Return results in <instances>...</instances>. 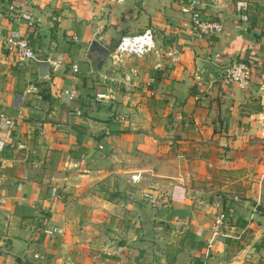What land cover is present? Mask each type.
I'll return each instance as SVG.
<instances>
[{
    "label": "crops",
    "instance_id": "obj_1",
    "mask_svg": "<svg viewBox=\"0 0 264 264\" xmlns=\"http://www.w3.org/2000/svg\"><path fill=\"white\" fill-rule=\"evenodd\" d=\"M182 1L0 0V264H264V0H197L202 37ZM144 27L159 56L101 62ZM239 59L248 86L221 84Z\"/></svg>",
    "mask_w": 264,
    "mask_h": 264
},
{
    "label": "built area",
    "instance_id": "obj_2",
    "mask_svg": "<svg viewBox=\"0 0 264 264\" xmlns=\"http://www.w3.org/2000/svg\"><path fill=\"white\" fill-rule=\"evenodd\" d=\"M81 2L87 0H78ZM197 0H184L180 2L178 11L187 18L188 32L196 37L216 35L221 31V24L217 20L202 18L199 16L197 9ZM10 7V6H9ZM72 38L73 36H69ZM3 46L9 51L13 57V61L17 66L26 63L44 62L50 71L60 68L61 61L57 58H41L39 53L31 47L24 37L7 36L3 39ZM154 54L159 56L160 52L155 50L151 30L147 27L140 29L132 34L119 36L115 45L107 51L106 61L110 67H117L125 58H142L145 55ZM164 56L168 59L169 64H173L178 60V53L174 49L165 50ZM154 68H159V62H155ZM251 62L249 60H232L225 64L220 71V82L223 85H234L239 88H246L249 84V75ZM71 71H75V67L71 66ZM127 80V76H124ZM75 82V77L71 78ZM96 97H102L97 94ZM8 123L7 120L4 121ZM130 181H136L137 175H130ZM223 215L219 213L212 222L211 229L216 231L221 224ZM42 232L51 235L53 232H59L56 228L43 229ZM197 264H207L206 259L202 258Z\"/></svg>",
    "mask_w": 264,
    "mask_h": 264
},
{
    "label": "water",
    "instance_id": "obj_3",
    "mask_svg": "<svg viewBox=\"0 0 264 264\" xmlns=\"http://www.w3.org/2000/svg\"><path fill=\"white\" fill-rule=\"evenodd\" d=\"M94 45H95V43H94V41L92 40V41H90L89 46H88V48H87V51H86V57H87L89 60H90V55H89V54H91V51H92ZM101 55H102V56H101ZM106 56H107V53H106V52H102V53H100V57H101L100 60H101V62H104V61L106 60ZM97 62H100V61L97 60ZM101 62H100L99 64H97V67H100ZM36 65H37V73H38V75H39V76L44 75L45 72H46V70H47V66H46V64H45L44 62H36ZM220 71H221V70H220ZM145 218H149V216L147 215V216H145Z\"/></svg>",
    "mask_w": 264,
    "mask_h": 264
},
{
    "label": "trees",
    "instance_id": "obj_4",
    "mask_svg": "<svg viewBox=\"0 0 264 264\" xmlns=\"http://www.w3.org/2000/svg\"><path fill=\"white\" fill-rule=\"evenodd\" d=\"M41 97L43 98V99H45V100H47L48 99V96H47V94H41ZM198 262H196L195 264H197Z\"/></svg>",
    "mask_w": 264,
    "mask_h": 264
}]
</instances>
